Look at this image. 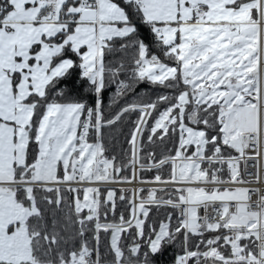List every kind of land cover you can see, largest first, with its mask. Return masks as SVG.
Returning a JSON list of instances; mask_svg holds the SVG:
<instances>
[{"label":"snow or ice","instance_id":"obj_1","mask_svg":"<svg viewBox=\"0 0 264 264\" xmlns=\"http://www.w3.org/2000/svg\"><path fill=\"white\" fill-rule=\"evenodd\" d=\"M0 264H264V0H0Z\"/></svg>","mask_w":264,"mask_h":264}]
</instances>
